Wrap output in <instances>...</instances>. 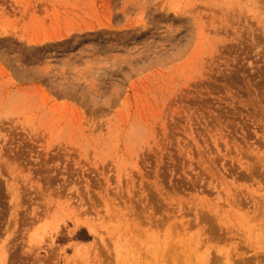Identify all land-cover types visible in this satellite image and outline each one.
Here are the masks:
<instances>
[{"label":"rangeland","instance_id":"1","mask_svg":"<svg viewBox=\"0 0 264 264\" xmlns=\"http://www.w3.org/2000/svg\"><path fill=\"white\" fill-rule=\"evenodd\" d=\"M0 264H264V0H0Z\"/></svg>","mask_w":264,"mask_h":264}]
</instances>
